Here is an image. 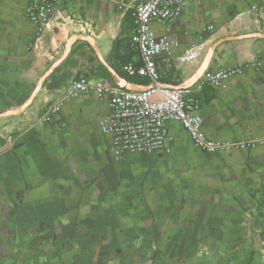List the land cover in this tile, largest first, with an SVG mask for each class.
<instances>
[{"label":"crops","instance_id":"crops-1","mask_svg":"<svg viewBox=\"0 0 264 264\" xmlns=\"http://www.w3.org/2000/svg\"><path fill=\"white\" fill-rule=\"evenodd\" d=\"M29 1L0 0V264L54 263L45 255L58 248L85 264L124 240L194 247L197 264H264V39L210 51L224 38L264 35V14L252 9L264 0H193L153 26L176 42L157 60L160 83L190 87L206 136L245 148L202 153L171 122L169 152L121 158L100 130L108 108L94 93L43 117L80 77L118 86L105 66L132 82L119 74L141 66L130 38L132 8L143 0H59L40 32L25 17ZM198 42L201 58L178 62ZM217 69L238 73L216 89L202 78ZM42 78L29 106L12 113Z\"/></svg>","mask_w":264,"mask_h":264},{"label":"built area","instance_id":"built-area-1","mask_svg":"<svg viewBox=\"0 0 264 264\" xmlns=\"http://www.w3.org/2000/svg\"><path fill=\"white\" fill-rule=\"evenodd\" d=\"M58 1L30 0L25 6V17L38 32L50 21ZM192 1L143 0L133 6L131 16L134 28L130 42L140 56L141 66L127 64L123 70L129 77L145 79L148 89H121L104 80L91 83L88 78L80 77L72 83L67 98L48 109L43 121H49L57 115L67 99L94 93L108 108L99 126L101 132L109 137L115 158L169 152L172 139L167 126L171 122L178 123L188 141L202 153L215 154L231 147L244 149L243 144L219 142L206 136L202 129L200 104L193 97L190 87H169L160 83L157 60L165 61L176 42L167 32L156 34L153 26L173 22ZM252 9L264 14L263 4L253 6ZM204 47V42L193 44L178 56V62L187 64L199 60ZM237 73V70L228 69L207 70L202 79L213 88L224 89L227 79Z\"/></svg>","mask_w":264,"mask_h":264},{"label":"rangeland","instance_id":"rangeland-1","mask_svg":"<svg viewBox=\"0 0 264 264\" xmlns=\"http://www.w3.org/2000/svg\"><path fill=\"white\" fill-rule=\"evenodd\" d=\"M123 75L125 74L123 73ZM126 245H131V243L128 240H124L117 248L108 247L105 249L104 253H100V256L95 257L93 261L91 259L90 261H86L85 264H197L194 247L180 248L174 246H157L155 248H148L140 245H134L133 247ZM39 250H41V248H39ZM73 251L74 250L68 252L67 250L63 251V249L60 250V248H58L56 254L50 252L49 255H45H56L57 258H53L54 260L57 259L56 262L40 264H76L78 257H76V262H74V260L72 261L74 258L72 255L74 254Z\"/></svg>","mask_w":264,"mask_h":264},{"label":"water","instance_id":"water-1","mask_svg":"<svg viewBox=\"0 0 264 264\" xmlns=\"http://www.w3.org/2000/svg\"><path fill=\"white\" fill-rule=\"evenodd\" d=\"M249 38H259V39H264V35H260V34H249V35H244V36H240V37H230V38H224L221 39L217 42H215L210 51L213 52L215 50V48L226 41H232V40H239V39H249ZM94 51L96 52V55L98 56V58L100 59V61L105 65V62L102 60L100 54L98 53L97 49L95 47H93ZM108 71L112 74V76L117 80V85L119 88L121 89H128V90H133V91H142V90H146L149 88L148 85H140L137 83H133V82H128L125 78H121L119 77L109 66H105ZM45 78V77H44ZM44 78L41 79L40 83L38 84V86L35 88V90L32 92V94L29 96L28 101L23 104L21 107H19L18 109L14 110L12 113L14 114H18L23 112L31 103V101L33 100V98L35 97V95L37 94V92L39 91L42 82L44 81ZM11 114V113H9ZM7 114H3V116H6Z\"/></svg>","mask_w":264,"mask_h":264},{"label":"trees","instance_id":"trees-1","mask_svg":"<svg viewBox=\"0 0 264 264\" xmlns=\"http://www.w3.org/2000/svg\"><path fill=\"white\" fill-rule=\"evenodd\" d=\"M120 76H123V77H126L128 80L132 81V82H135V83H138V84H141V85H147L145 82L139 80V79H133V78H130V77H127L126 75H123V74H119Z\"/></svg>","mask_w":264,"mask_h":264}]
</instances>
